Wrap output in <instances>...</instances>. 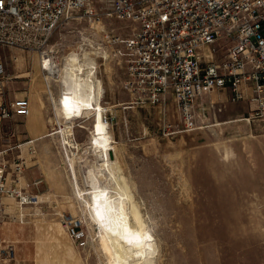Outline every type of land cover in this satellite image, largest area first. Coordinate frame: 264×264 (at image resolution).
<instances>
[{
  "label": "rangeland",
  "instance_id": "obj_1",
  "mask_svg": "<svg viewBox=\"0 0 264 264\" xmlns=\"http://www.w3.org/2000/svg\"><path fill=\"white\" fill-rule=\"evenodd\" d=\"M137 29L134 22L77 13L64 19L50 47L59 52L60 67L79 58L84 77L97 85L114 161L155 241V264H264V121L247 122V103L224 100L221 113L188 130L171 96L162 107L133 104L125 64L109 40ZM3 54L7 82L0 105L27 98L31 114L0 118V151L11 150V180L28 196L23 205L19 198L6 201L2 237L14 252L0 264H111L87 205L92 183L102 179L95 168L102 163L89 145L93 119L66 112L70 85L57 74L47 83L38 53ZM62 129L75 147L69 152L76 154L79 187ZM69 223L82 225L86 248L69 238Z\"/></svg>",
  "mask_w": 264,
  "mask_h": 264
},
{
  "label": "built area",
  "instance_id": "obj_2",
  "mask_svg": "<svg viewBox=\"0 0 264 264\" xmlns=\"http://www.w3.org/2000/svg\"><path fill=\"white\" fill-rule=\"evenodd\" d=\"M77 13L138 25L127 37L109 40L125 64L133 104L162 107L171 96L184 127L196 130L208 122L202 118L223 111L224 101L212 99L220 93L225 102L247 103V122L264 121V0H0V99L7 82L4 51H35L47 73L44 59H59L50 47L54 33ZM0 112L1 119L27 118L30 101L15 99ZM10 151H0V263L14 252L2 237L6 199L25 204L28 198L11 180ZM81 227L69 223L66 230L84 249L89 238Z\"/></svg>",
  "mask_w": 264,
  "mask_h": 264
},
{
  "label": "bare ground",
  "instance_id": "obj_3",
  "mask_svg": "<svg viewBox=\"0 0 264 264\" xmlns=\"http://www.w3.org/2000/svg\"><path fill=\"white\" fill-rule=\"evenodd\" d=\"M44 61L45 69L48 71L45 76L47 83H50V80L55 81L53 75L57 74L59 82L70 85L69 92L63 94L67 102L66 112L73 117L79 116V119H93L89 145L94 150L96 159L102 163L95 167L102 179L98 181L101 186L92 183L88 194L90 201L87 205L94 225L99 227L98 235L111 264H155V241L148 231L145 220L140 212L138 213L139 205L134 201L131 190L119 175L121 168L114 161L113 155L116 149L115 143L110 137V127L105 122L106 119L104 120V113L107 110L101 104L95 81L91 76L84 77L85 65L83 66L77 57L68 58L61 67L59 62L49 63L47 58ZM40 65L44 70L42 63ZM70 131L72 132L71 129ZM61 133L64 136L70 170L79 187L73 166L76 154L69 152V148L75 149V147L69 140L70 135L66 133V129H62ZM79 149L78 145L77 150ZM10 200L15 201L6 199V201Z\"/></svg>",
  "mask_w": 264,
  "mask_h": 264
},
{
  "label": "crops",
  "instance_id": "obj_4",
  "mask_svg": "<svg viewBox=\"0 0 264 264\" xmlns=\"http://www.w3.org/2000/svg\"><path fill=\"white\" fill-rule=\"evenodd\" d=\"M50 82H51V80H50ZM215 96V95H214ZM225 97V99H222V98H224ZM216 99H219L220 101H224V100H226V96H225V94H220V96H218V98H216ZM52 132V131H51ZM49 134V133H48ZM38 140V139H37ZM19 257H20V255H19ZM19 264H20V262H19Z\"/></svg>",
  "mask_w": 264,
  "mask_h": 264
}]
</instances>
